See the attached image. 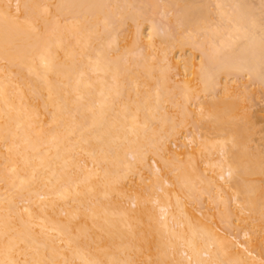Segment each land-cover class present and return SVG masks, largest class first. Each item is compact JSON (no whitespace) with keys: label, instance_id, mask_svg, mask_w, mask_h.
<instances>
[{"label":"bare ground","instance_id":"1","mask_svg":"<svg viewBox=\"0 0 264 264\" xmlns=\"http://www.w3.org/2000/svg\"><path fill=\"white\" fill-rule=\"evenodd\" d=\"M157 10L167 22H155ZM128 21L134 38L121 45ZM170 25L203 31L198 60L174 50ZM227 68L264 86V0H0V264H134L147 242L160 249L153 264H172L165 249L179 245L174 264H264L248 229L219 234L197 223L168 187L197 204V184L223 183L238 213L264 224V192L243 180L264 173L259 150L248 156V103L242 122H230L247 85L223 78ZM188 83L196 98L215 86L233 91L237 101L195 102L214 139L188 128ZM181 128L221 180L215 187L167 149ZM148 154L160 161L157 186L145 183ZM126 185L149 194L130 197ZM211 192L215 215L227 219L225 198Z\"/></svg>","mask_w":264,"mask_h":264},{"label":"rangeland","instance_id":"2","mask_svg":"<svg viewBox=\"0 0 264 264\" xmlns=\"http://www.w3.org/2000/svg\"><path fill=\"white\" fill-rule=\"evenodd\" d=\"M158 3H160V1ZM212 7L213 6L208 5L209 10H212ZM157 11L158 12H156V14H153V18H154L155 22L157 24H158V22H161V23L167 22L166 18L163 17L161 10H157ZM159 11H160V13H159ZM213 17H215V15H213ZM122 27L123 28H120L118 31L119 32V34H118L119 38L121 39L120 44L121 45H127L134 38V35H133L134 26H133L131 21H128ZM170 30L172 31V36H173L174 43H175V49L174 50L176 52L178 51L183 56H189L193 53L194 56L197 57L196 60H198L201 52H200L199 48L197 47L196 42L200 41L203 38V31L201 30V31L188 32V31H183V29L177 28L173 25H170ZM191 40H192V42H191ZM8 68L11 71L15 70V66H9ZM154 69H156V68H154ZM221 76L223 78H226V80L229 83H233V81H235L236 83H242L243 82V84L245 83V85H247V86L241 87L243 94L246 95V98L244 99L246 101L241 100L242 98H239L240 97L239 95L234 96V97L239 96L238 97L239 100H241L243 103L239 102L238 107L236 106V108L230 112V115H231L230 122L231 123H233L234 121L238 122V120L242 122V118H243L242 111L243 112L245 111V109L247 108V103H248V108L246 109L247 112L250 111V113H249L250 115L248 116L249 122L247 123V129H248L247 132L248 133H246V135L247 134L249 135V138H248V135L246 137V140H248V142H246L247 146H248V154H249L248 156H251L252 153H256L257 150H259V152H260L259 156H261V158L259 159V162L261 161V163L263 164V162H264V86L261 84H258L256 82V80H254V78L251 75L247 74V72H237L232 68L225 69L222 72ZM190 77L191 76L187 75V76H183L181 78L184 80H187V79H190ZM178 78H180V77H178ZM188 84H190L189 85L190 90L188 92V96H189L188 102L183 104V101L181 100L183 105L179 102L181 104L180 108L182 110H184V113H186V115H188L186 117L188 120V123H189L188 128L193 130V131H200L209 140L214 139L216 134L211 129L206 128V126H205L206 119L205 118L204 119L199 118L196 115L197 109H196L195 102L198 100L206 101L207 99H210V100L211 99L232 100V99H235V98H232L233 91H231L230 87H227V90L224 93H222L224 87L215 86V89L210 91L209 93L199 92V97L196 98L195 90L197 88L192 87L191 83H188ZM41 99H42V96H40V100ZM234 101H237V100L235 99ZM239 106L241 109H242V107H244L242 111L239 108ZM238 123H240V122H238ZM180 130H181V132H180ZM210 130H211V132H210ZM186 133H187V131L185 129H183V128L179 129L178 135L179 134L180 135L175 136V138L172 137L169 139V141L167 142V144H168L167 149L180 153L177 156L178 158H176L177 162H178V164H180L181 162H182L181 164H183V161H184L185 165L180 164L179 166H181V167L183 166L184 169H187L190 172L189 163H187V162H190V164L193 166V168H198V167L200 169L202 168L201 169L202 173L204 174V176H207V178L209 177V179H210L209 182L213 183V186L214 185L216 186V184L221 183V180L216 176V174L214 172H212L210 170L209 166H207L203 163V161H204L203 150L201 148L195 146V145H192L191 147L187 146V142L185 140H183V137L181 138V136L186 134ZM180 142L183 143V145ZM212 152H213L212 155L215 157L216 156V148L215 147L212 148ZM156 157L157 156H154V154H153V156L148 154V156H147L148 159L146 160V162H149L148 163L149 165L145 169L147 171L148 170L147 168L149 167L150 171L148 172L147 175L145 174V173H147L146 171H144L145 169H142L145 172L144 177H148L151 180V181L148 180L147 182H145L146 184L149 183V184L153 185V180H152V176H151V174H152L151 168H153L152 166H154L153 162L155 160H156L157 164H160V163H158V162H160L159 159ZM191 165H190V167L192 168ZM135 169H137V168H135ZM142 170H141V172H142ZM141 172H140V174H143ZM175 174H176V171H172L170 173L169 177L172 179ZM148 175H150V177ZM156 176H158V178L161 179L160 175H156ZM148 178H146V179H148ZM158 178L155 177V180L157 179V181H158ZM146 179L144 178L143 181H145ZM139 180L142 181L141 179H139ZM155 180H154V185L157 186L155 184V182H156ZM243 180L249 182L250 184H253L254 186H257L258 192H260L262 190L264 192V173H256L255 172V173H252L249 175H245V176H243ZM138 183H139V181H138ZM140 184H142V186H144L145 189H147L145 184H143V183H140ZM131 185H126V187L128 188V186L130 187ZM211 185H208V183L207 184H205V183L197 184L198 189L195 190L196 192L194 194L197 196L196 202L198 205L196 203H194V204L188 203V196L187 195L189 193L186 190H183L182 188H180L177 185H170L168 187L171 190V192H170L171 197H173L175 195L174 197H176V199L180 200L181 203H183V208L185 207L184 209H187V210L189 209L191 211V213L193 212L192 214L195 215V219H196L195 221L196 222L198 220V222L200 224L202 222V223H207V224L211 225L215 232H217L219 234H221V233L223 234V231L221 232V230H223V229L227 230L228 232L236 231L238 229L240 230L241 228L242 229L243 228L248 229L250 231V237L252 238L251 243L264 256V224L258 223L252 216H250V214L248 212H244V214L238 213V211L241 210L242 208L240 205H238L234 201L233 197L230 195L231 191L227 188L226 185H224L222 183L221 189L224 188V192H223V189L221 190L219 187L217 188L215 186L214 187L216 189L212 190V187L210 188ZM140 186H139V188H142ZM153 188H152V191L156 189V188L155 189H153ZM143 190H144V188L141 190H138V189H135L134 187H132L129 189L128 193L131 197V195H133L137 191L140 192L141 194L146 191V190H144V191ZM157 191L158 190L156 189L155 193H157ZM159 191H160V189H159ZM211 191H215L216 193H220L221 196L225 198V200H226L225 210L227 211V216H228L227 219L222 218V216L215 215V210H214L215 207L212 204L211 198H210V195H211L210 192ZM225 192H227V193H225ZM155 193L154 194L151 193V194L155 195ZM148 194L149 193L147 192V195ZM130 197H128V199H126V204L133 206L134 204L132 202H129L131 200V199H129ZM172 199H174V198H172ZM127 201L129 203H127ZM151 201H153V199L150 200V202H149L150 204L153 203ZM19 205H22V203H20ZM155 205H156V203H155ZM199 206L203 208V211H205L207 209L206 211H208L210 213L213 212L214 216H212L211 218L209 217V219L207 220L205 217H203L201 215L199 210L196 209ZM202 208H199V209H202ZM239 217H244V218H246V220L244 222H240L238 220ZM222 226H223V229H222ZM220 228H221V230H220ZM164 237H165V235H164ZM150 239H151L150 237L147 238V240H150ZM146 245H147L146 248L140 249L139 252L134 256V264H153V262L158 258L159 254H160V249L158 247H155L152 242H149V243L147 242ZM177 247L179 249V250H177L178 251L177 254L175 253V248H173V247H167L165 249L166 258L172 264H174L176 262V256H178V255L181 257L184 256V253L180 252V250L182 249V248L180 249V245Z\"/></svg>","mask_w":264,"mask_h":264}]
</instances>
